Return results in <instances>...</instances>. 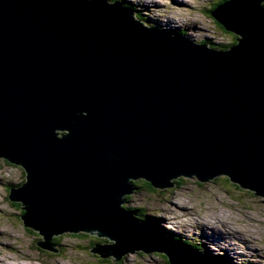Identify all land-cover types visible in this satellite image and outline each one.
<instances>
[{
    "label": "water",
    "instance_id": "1",
    "mask_svg": "<svg viewBox=\"0 0 264 264\" xmlns=\"http://www.w3.org/2000/svg\"><path fill=\"white\" fill-rule=\"evenodd\" d=\"M133 15L117 0H0V158L25 174L7 198L52 252L53 236L83 231L113 240L90 248L112 261L234 264L122 202L132 180L179 176L225 175L264 197V0L210 11L236 35L224 50Z\"/></svg>",
    "mask_w": 264,
    "mask_h": 264
},
{
    "label": "rangeland",
    "instance_id": "2",
    "mask_svg": "<svg viewBox=\"0 0 264 264\" xmlns=\"http://www.w3.org/2000/svg\"><path fill=\"white\" fill-rule=\"evenodd\" d=\"M117 1H122L126 7L132 8L133 17L139 19L144 25L183 34L194 43H206L212 48L224 50L226 49L225 46H230L236 42V35L225 31L214 21L208 12L220 3L221 0H152L153 5L145 2L142 3L144 0ZM180 1L187 3L183 9H177L180 17L183 20L190 19L193 22H197V25L202 28L201 31L195 32V29L192 27L188 29L178 24L179 22H172L171 18L168 17L171 15L170 13H166L168 16L159 14L162 11L159 7L165 5L174 3L176 8L183 7V3ZM107 2L113 3L114 0H107ZM172 25L175 28H172ZM190 33L194 38L190 37ZM59 135H62V133ZM24 177V171L20 166L11 164L0 158V227H5L12 233L11 242H7L8 244L6 245L0 243V258H4V256H11L13 258L6 259L7 263L27 261L26 259L18 258L12 252L9 244L13 243L21 246L27 254L43 258L45 262L58 260L63 264H169L167 257L157 251L148 253L142 251L128 252L119 261L101 258L90 252V248L94 243L90 245L88 243L106 244L113 242V240L108 241L105 237H99L96 234L83 231H79L78 233L65 232L53 236L50 241L58 247V252H52L38 246L36 242L43 240V235L23 224L20 218V215L23 213L21 205L19 202L7 198L9 188L17 187L24 181ZM132 182L135 189L129 195L125 194L123 196L122 206L132 211L136 218L143 220L151 219L153 222H158L157 215L162 213V210H165L167 215L171 217L177 215L174 211L170 210L168 201L181 200L189 202L193 216H184L182 218L183 213L181 206H179L180 213L176 219H173L175 225H161L165 231L171 226L174 228V231L182 234L178 235L171 232L168 234L169 237L171 239L173 237L182 239L195 245L198 242L199 249L204 253L208 252V254L216 255L234 264H244L241 261H236L234 257L224 254L223 250L219 249L221 247L219 246L221 245L220 241L218 242L219 247L215 249L202 248L204 245L202 243L201 230L196 225V221L200 223L201 218L216 221L218 214L221 215L220 212H223L226 216L227 226H231L233 229L237 227L238 230L242 231L241 238H247L248 234L255 237L256 241H252L255 244L248 243V245L251 246L254 254L258 256L260 264H264L263 196H256L253 191L237 186L235 183L229 181L225 175L217 176L206 182H200L191 177L179 176L171 180L172 186L166 188L152 187L142 178L132 180ZM247 216H252L254 221H250ZM186 224H188V227L185 228L186 234L183 235L181 225L185 226ZM237 234H240V232H237ZM218 236L226 241L232 249L242 251L246 248L242 242L236 239L240 237L234 234V232L227 234L221 230L218 232ZM260 247H263V251ZM258 250L259 254L257 253ZM244 255L248 258L247 261L252 264L253 259L249 257V254L245 252ZM236 256L239 257V254L237 253Z\"/></svg>",
    "mask_w": 264,
    "mask_h": 264
},
{
    "label": "bare ground",
    "instance_id": "3",
    "mask_svg": "<svg viewBox=\"0 0 264 264\" xmlns=\"http://www.w3.org/2000/svg\"><path fill=\"white\" fill-rule=\"evenodd\" d=\"M144 2L152 4V5L154 4L152 2V0L142 1V3H144ZM181 3H183V7H181V8H176L174 6V3L170 4V5H165L163 7H159L162 10L161 13H159V14L160 15L164 14L165 16H168V15H166V13H170L171 15L168 17L171 18L172 22L173 21L179 22L178 24L183 25L182 27H185L188 29H191V27H192L195 29L194 30L195 32L201 31L202 28L197 25V22H193L190 19L183 20L182 17H180V14L178 13L177 9H183L187 5L186 2L182 1ZM150 11H151V8H150ZM174 17H176V18H174ZM164 25H165V22H164ZM166 28L172 29L175 27L173 26L172 28H170V27H166ZM190 37L194 38L192 34L190 35ZM168 204L170 205V210L174 211L177 215L180 213V210L178 209V207L181 206V210L183 213L182 218L184 216L185 217L193 216V213L191 212V208L189 207V202H183L181 200H179V201L178 200H170V201H168ZM220 213H221V215L218 214L216 221L215 220H209L207 218H201L200 223L198 221H196V223H197L196 225L201 230L202 243L204 245L202 248H204V249H207V248L215 249L216 247L221 246V247H219V249L223 250L222 252H224V254H228V255L234 257L236 261H241L244 264H250V262L247 261L248 258H246L244 255L245 252H247L249 254V257L253 259L252 264H260V260H259L258 256L254 254L253 249L251 248L250 245H248V243L255 244L252 242V241H256L255 237L248 234L247 238H241L240 235H241L242 231L238 230L237 227L235 229H233L231 226H227V222L225 220L226 219L225 214L223 212H220ZM177 215L174 217H171V216L167 215L165 210H162V213L157 215L158 220H157V218H156V220L158 221V223L160 225H163V224L164 225H168V224L175 225L173 219H176ZM210 218H211V216H210ZM247 218L252 222L254 221L252 216H250V217L247 216ZM187 225L188 224H186L185 226L181 225V230L183 231V235L186 234L185 228L188 227ZM221 230H223L227 234L234 232V234H236L240 237V238L237 237L236 239L238 241L242 242L246 248H244L242 251H239L238 249L235 250V249L230 248L229 244L226 241L222 240L218 236V232ZM171 232L176 233L178 235L181 234L180 232L174 231V228L169 226V228L166 230V233L169 234ZM237 232H240V234H237ZM11 235H12V233L10 230H8L5 227H0V243L2 245H6V244H8L7 242H11V240H10L12 237ZM172 236H174V235H172ZM241 239H243L245 242ZM219 241L221 242V245L218 246ZM9 247L12 250V252H14L16 254V256L18 258L26 259L27 261L17 262V263H11V262L7 263L6 259H13V258L11 256H4V258H0V264H63L58 260H52V261H46L45 262V260L43 258H40L39 256L34 257L30 254H27L21 246H17L13 243H10ZM260 248L263 251V247H260ZM197 251L202 252V250H200V249ZM205 253H208V252H205ZM237 253L239 254V257L236 256ZM257 253L259 254V250L257 251ZM11 261H13V260H11Z\"/></svg>",
    "mask_w": 264,
    "mask_h": 264
},
{
    "label": "trees",
    "instance_id": "4",
    "mask_svg": "<svg viewBox=\"0 0 264 264\" xmlns=\"http://www.w3.org/2000/svg\"><path fill=\"white\" fill-rule=\"evenodd\" d=\"M223 1H225V0H221L220 1V3H222ZM220 3H218V4H220ZM217 4V5H218ZM216 5V6H217ZM216 6H214L212 9H214ZM128 7V6H127ZM129 9H131V10H133L132 8H130V7H128ZM212 9H210L208 12L210 13V11L212 10ZM215 21V20H214ZM216 22V21H215ZM217 23V22H216ZM219 26H221L219 23H217ZM222 27V26H221ZM223 28V27H222ZM224 29V28H223ZM225 30V29H224ZM226 31V30H225ZM177 33V32H176ZM231 33V32H230ZM231 34H233V33H231ZM233 35H235V34H233ZM236 39V38H235ZM235 43V42H234ZM226 48L228 47V46H225ZM212 48V47H211ZM23 212V211H22ZM131 213L134 215V213L131 211ZM135 216V215H134ZM136 217V216H135ZM138 219V218H137ZM139 221L140 220H143V219H138ZM146 221H151V219H146ZM174 238V237H173ZM54 239V238H53ZM168 239H170V238H168ZM56 240V239H55ZM172 240H174L176 243H178L179 245H181V246H186L187 248H194V249H197V250H199V246H198V242L196 243V245L195 244H193V243H190V242H187V241H183L182 239H176V238H174V239H172ZM52 241H54V240H52ZM183 241V242H182ZM92 243H95V242H91V243H88V245H90V244H92ZM186 243V244H185Z\"/></svg>",
    "mask_w": 264,
    "mask_h": 264
},
{
    "label": "clouds",
    "instance_id": "5",
    "mask_svg": "<svg viewBox=\"0 0 264 264\" xmlns=\"http://www.w3.org/2000/svg\"><path fill=\"white\" fill-rule=\"evenodd\" d=\"M114 1H116V0H114ZM133 11V10H132ZM24 179H25V177H24ZM153 221V220H152ZM172 239H174V238H172ZM183 242V241H182ZM186 244V243H185ZM194 244V243H193ZM191 249H194V248H191ZM197 250V249H196Z\"/></svg>",
    "mask_w": 264,
    "mask_h": 264
}]
</instances>
